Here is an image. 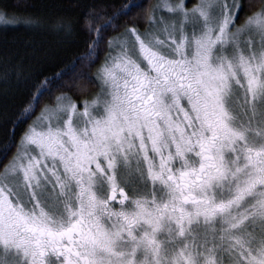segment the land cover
Returning <instances> with one entry per match:
<instances>
[{
	"label": "snow or ice",
	"instance_id": "obj_1",
	"mask_svg": "<svg viewBox=\"0 0 264 264\" xmlns=\"http://www.w3.org/2000/svg\"><path fill=\"white\" fill-rule=\"evenodd\" d=\"M258 4L92 0L79 24L0 12L86 45L49 75L4 69L27 91L0 111V264H264Z\"/></svg>",
	"mask_w": 264,
	"mask_h": 264
},
{
	"label": "trees",
	"instance_id": "obj_2",
	"mask_svg": "<svg viewBox=\"0 0 264 264\" xmlns=\"http://www.w3.org/2000/svg\"><path fill=\"white\" fill-rule=\"evenodd\" d=\"M92 0H0V12L5 19L11 14L21 18H39L52 21L63 18L73 23H82L85 6ZM154 2V0H145ZM194 0H189V6ZM258 7V0H253ZM247 11L242 13L246 15ZM84 37L78 34L66 35L47 26H26L23 23L0 21V111L12 112L25 98L27 91L23 81H18L15 72L5 77L6 66L18 67L25 75L43 71L45 75L56 71L73 56L84 51ZM89 94L95 91L90 88ZM3 128H0V140ZM11 155V153H9ZM5 162L0 158V165Z\"/></svg>",
	"mask_w": 264,
	"mask_h": 264
}]
</instances>
